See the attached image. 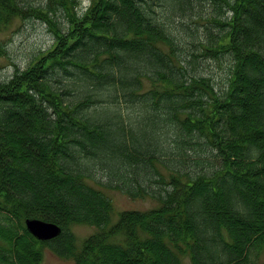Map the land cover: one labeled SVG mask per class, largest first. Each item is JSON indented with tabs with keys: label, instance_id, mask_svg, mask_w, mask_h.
I'll list each match as a JSON object with an SVG mask.
<instances>
[{
	"label": "trees",
	"instance_id": "obj_1",
	"mask_svg": "<svg viewBox=\"0 0 264 264\" xmlns=\"http://www.w3.org/2000/svg\"><path fill=\"white\" fill-rule=\"evenodd\" d=\"M201 1L0 0V28L36 20L55 37L0 80V264H41L45 248L75 264H258L264 0H211L203 30L184 21ZM225 57L217 89L201 61ZM210 146L219 169L199 157ZM104 189L156 206L113 224ZM27 219L62 233L39 241ZM74 226L96 233L78 247Z\"/></svg>",
	"mask_w": 264,
	"mask_h": 264
},
{
	"label": "rangeland",
	"instance_id": "obj_2",
	"mask_svg": "<svg viewBox=\"0 0 264 264\" xmlns=\"http://www.w3.org/2000/svg\"><path fill=\"white\" fill-rule=\"evenodd\" d=\"M40 3L42 0H31ZM198 0H196V3ZM204 5V12L199 9L200 16H196L195 20L185 18L187 24L203 30L204 25H209V15L214 8L211 0L201 1ZM82 12L90 5V0H82ZM216 7V5H215ZM178 20V19H177ZM180 22V19L177 21ZM198 23V24H197ZM55 37L48 29V26L40 21L14 19L10 24L0 28V80H8L16 71L25 70L33 61L40 58L42 54L53 47ZM203 72L211 77L216 83L217 89H222L228 85L230 60L225 57L220 61L202 59ZM222 90L220 91V93ZM207 149V148H204ZM208 151L199 154L200 158L209 160L216 169H219L222 163V157L216 148L210 146ZM163 173L164 168H161ZM167 177V174L164 173ZM168 178V177H167ZM157 188V187H154ZM105 193L111 198L115 215L113 224L117 222L118 214L128 210L145 211L156 206V202L151 199H131L127 195L115 191L104 189ZM72 232L77 238V245L81 247L85 240L96 233V228L92 226H74ZM41 264H75L73 259H64L54 254L49 249H44V257ZM184 264H190L188 257L184 258ZM258 264H264V253L259 257Z\"/></svg>",
	"mask_w": 264,
	"mask_h": 264
},
{
	"label": "water",
	"instance_id": "obj_3",
	"mask_svg": "<svg viewBox=\"0 0 264 264\" xmlns=\"http://www.w3.org/2000/svg\"><path fill=\"white\" fill-rule=\"evenodd\" d=\"M25 225L28 232L39 241L53 240L62 233L58 225L39 219H27Z\"/></svg>",
	"mask_w": 264,
	"mask_h": 264
}]
</instances>
